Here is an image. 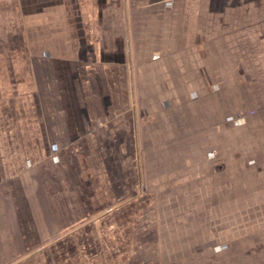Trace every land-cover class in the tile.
Here are the masks:
<instances>
[{
	"label": "crops",
	"instance_id": "0c3cea01",
	"mask_svg": "<svg viewBox=\"0 0 264 264\" xmlns=\"http://www.w3.org/2000/svg\"><path fill=\"white\" fill-rule=\"evenodd\" d=\"M185 197L264 264V0H0V264H155Z\"/></svg>",
	"mask_w": 264,
	"mask_h": 264
},
{
	"label": "rangeland",
	"instance_id": "374dc122",
	"mask_svg": "<svg viewBox=\"0 0 264 264\" xmlns=\"http://www.w3.org/2000/svg\"><path fill=\"white\" fill-rule=\"evenodd\" d=\"M169 203L167 206L162 205L158 210L153 208V215L146 216L145 220L138 224L140 226L133 228L134 235L139 230L143 235L141 244L136 243V238L134 239V246L147 248L150 253L147 254L151 258L158 257L159 263L155 264H192L195 249L215 243V238H206L209 231L219 234L226 224L195 221L196 217L192 214V198H171ZM192 228L196 230L193 233Z\"/></svg>",
	"mask_w": 264,
	"mask_h": 264
}]
</instances>
